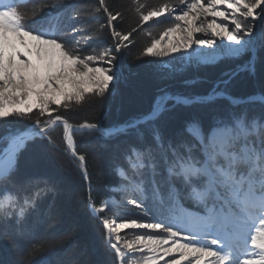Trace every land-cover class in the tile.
Returning <instances> with one entry per match:
<instances>
[{
	"label": "snow or ice",
	"instance_id": "snow-or-ice-1",
	"mask_svg": "<svg viewBox=\"0 0 264 264\" xmlns=\"http://www.w3.org/2000/svg\"><path fill=\"white\" fill-rule=\"evenodd\" d=\"M222 60L240 63L208 91L173 90L187 68ZM140 61L161 82L146 111L111 125L66 115L115 96ZM258 71L264 0H36L30 11L0 0V238L25 244L0 264H45L46 243L33 236L58 207L49 153L88 184L111 264H264V88L230 91ZM178 109L187 114L173 123ZM78 134L111 153L116 182L102 196Z\"/></svg>",
	"mask_w": 264,
	"mask_h": 264
},
{
	"label": "trees",
	"instance_id": "trees-1",
	"mask_svg": "<svg viewBox=\"0 0 264 264\" xmlns=\"http://www.w3.org/2000/svg\"><path fill=\"white\" fill-rule=\"evenodd\" d=\"M35 2L36 0H27L22 3V10L30 11ZM152 2L155 3L156 0H152ZM175 2L173 1V3ZM109 3L119 6L128 3V1L109 0ZM160 30V27H154L153 35L158 36ZM135 39L138 46L146 41L143 34L137 35ZM125 57L130 59L127 52ZM144 59L146 61L150 58L145 57ZM236 63H240V61L222 60L215 65L197 68L195 72L189 69L182 73L177 81L170 83H173V90L204 93L223 73L233 69ZM183 79H193L199 82L191 88L185 89L179 82ZM158 86H161V82L148 71L146 64L140 61L134 68V74L129 76L126 81H122L114 90L117 92L115 96L109 95L103 103L85 104L83 108L66 115L73 122L102 116L106 125L119 123L130 116L146 111ZM261 88H264V73L259 71L255 77L241 72L230 85V91L235 95L250 94ZM186 114L187 110L178 109L167 119L178 123ZM3 127L4 125H0V130ZM76 139L78 150L88 156V173L92 181V194L102 196L105 194L107 186L116 182V177L110 168L111 153L92 136L78 134ZM32 163L31 160H21V166L25 168H30ZM42 164L56 176L60 191L56 198L57 210L53 211L33 236V239L46 243L44 252L37 259L43 260L45 264H111L112 256L105 247L102 229L89 215L87 207L88 184L80 172L58 153H49ZM64 190H67L66 194L63 193ZM67 206L69 211H66ZM57 218H61L65 223L57 225L54 222ZM70 220L75 221L74 227H69ZM17 246L13 247L9 240L0 238V261L19 259L25 244L19 242Z\"/></svg>",
	"mask_w": 264,
	"mask_h": 264
},
{
	"label": "rangeland",
	"instance_id": "rangeland-1",
	"mask_svg": "<svg viewBox=\"0 0 264 264\" xmlns=\"http://www.w3.org/2000/svg\"><path fill=\"white\" fill-rule=\"evenodd\" d=\"M27 0H21V2L22 3H25ZM128 2H129V0H127ZM173 1H176V0H172V2ZM216 63H218V62H216ZM216 63H214V64H209V65H204V66H210V65H215ZM204 66H200V67H189V68H187L186 69V71H184V72H187L189 69H191V70H194L193 72H195V70L197 69V68H201V67H204ZM183 72V73H184ZM199 81H197V83H198ZM196 84V83H195ZM71 188V187H70ZM67 191V190H66ZM66 191L64 190V194H66ZM67 199H68V201H69V198L67 197ZM69 203H70V201H69ZM66 211H69V207L67 206V209H66ZM55 223H57V225H61V223L63 224V223H65L64 222V220H62L61 218H57L55 221H54ZM69 227H74L75 225H76V223H75V221H73V220H70L69 221ZM18 247V246H17ZM81 254H83V252L81 251ZM81 254H78L79 256H81Z\"/></svg>",
	"mask_w": 264,
	"mask_h": 264
}]
</instances>
